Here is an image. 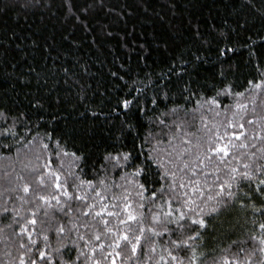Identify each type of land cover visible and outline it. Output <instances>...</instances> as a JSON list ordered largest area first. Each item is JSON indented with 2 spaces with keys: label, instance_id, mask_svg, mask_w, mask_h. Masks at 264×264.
Returning a JSON list of instances; mask_svg holds the SVG:
<instances>
[{
  "label": "trees",
  "instance_id": "trees-1",
  "mask_svg": "<svg viewBox=\"0 0 264 264\" xmlns=\"http://www.w3.org/2000/svg\"><path fill=\"white\" fill-rule=\"evenodd\" d=\"M128 3L130 17L117 20L115 15L100 14L86 30L66 19L63 0H0V109L6 113V118L0 115V132L15 124L16 133L0 136V205L11 209L19 204L12 192L18 183L15 177L24 170L23 164L43 163L44 156L52 158L54 167L62 162L65 173L81 179L95 180L103 171V155L114 148L131 152L157 171L145 159L156 146L149 134L158 137L160 126L153 117L169 109L177 108L181 120L187 111L191 126L185 131L194 134L204 130L201 116L208 127L212 121L222 123L232 111H239L234 107L237 102L247 105L249 117L253 107L257 115L264 114V93L233 95L264 73V0ZM101 24L111 25V36L100 33ZM226 84L230 88L217 97L218 105L205 102ZM118 98L132 103L127 109L117 107ZM176 119L169 116L170 121ZM57 141L68 156L52 155L60 150ZM43 144L49 148L43 150ZM73 151L83 152L84 158L73 163ZM131 171L109 165L103 178L110 186H121L114 189L117 193L128 188L135 199V185L125 179H132ZM149 179L159 177L149 174ZM253 218L238 205L214 214L204 230L201 264H212L232 241L247 248ZM9 223L8 218L0 220V264H18L16 226L5 227ZM52 246H58L56 238ZM61 252L65 259L76 255ZM116 264H121L119 257Z\"/></svg>",
  "mask_w": 264,
  "mask_h": 264
},
{
  "label": "snow or ice",
  "instance_id": "snow-or-ice-1",
  "mask_svg": "<svg viewBox=\"0 0 264 264\" xmlns=\"http://www.w3.org/2000/svg\"><path fill=\"white\" fill-rule=\"evenodd\" d=\"M62 6L66 19L86 30L89 21L100 14L115 15L117 20L133 14L128 0H63ZM110 27L101 24L100 33L111 36ZM247 84L243 92L233 95L264 93V73ZM229 88L226 84L205 102L218 105L217 97ZM115 103L127 109L132 101L118 98ZM152 103L157 100L153 98ZM234 107L239 111H232L222 123L212 121L211 127L201 116L204 130L197 129L195 134L185 131L191 126L187 111L183 120L177 108L154 116L159 133L158 137L149 134L156 146L153 155L145 159L156 165L155 172L134 159L131 152L115 148L103 155V171L95 180L65 173L63 163L54 167L49 156L31 167L21 161L24 170L17 174L18 183L12 188L19 204L11 209L0 205V220L11 221L5 227L16 226L13 234L19 244L18 264H116L118 257L121 264H201L205 253L200 248L209 220L237 205L254 217L245 242L249 246L232 241L218 258H212V264H264V114L257 115L253 107L249 117L246 104L237 102ZM0 115L6 118L2 109ZM169 116L177 119L170 121ZM190 118L195 124V113ZM14 128L15 124L3 128L0 136L16 135ZM48 148L42 145L43 150ZM57 148L60 150H53V156L69 155L59 141ZM71 156L75 163L84 153L73 151ZM35 159L40 161L41 156ZM109 165L133 169L129 173L132 179H125L135 185V199L128 188L117 193L114 189L120 185L106 183L103 176ZM149 174L159 179L150 180ZM53 238L57 247L52 246ZM61 249L76 255L65 259Z\"/></svg>",
  "mask_w": 264,
  "mask_h": 264
}]
</instances>
